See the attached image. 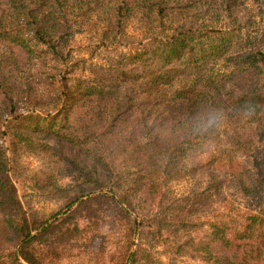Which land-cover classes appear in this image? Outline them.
I'll return each instance as SVG.
<instances>
[{"label": "trees", "instance_id": "trees-1", "mask_svg": "<svg viewBox=\"0 0 264 264\" xmlns=\"http://www.w3.org/2000/svg\"><path fill=\"white\" fill-rule=\"evenodd\" d=\"M245 1L176 0L173 8L170 0H0V238L8 237L12 248L8 261L0 258V264H57L67 253L56 220L47 223L26 214L17 198L9 171L11 158L21 150L56 157L81 171L87 168L83 161L90 163L94 173L97 167L109 180L117 171L108 159L111 151L105 149L116 143L126 150L127 162L141 155L158 171L190 158L194 164L188 172H199L206 186L175 200L184 221L199 207L221 203L229 185L247 193L245 174L260 176L264 168L256 151L264 133V29L246 34L241 16ZM95 7L105 12L104 38H116L129 20L151 28L172 9L179 15L191 12L195 21L158 33L105 66L89 65L87 78L71 83L52 78L48 91L38 94L39 87H33L26 74L45 53L39 48L55 54L56 39L70 29L72 20L84 24ZM73 8L80 9L69 14ZM27 62L30 66L23 69ZM20 103L31 111L20 112ZM245 103L255 105L251 118L239 112ZM209 111L221 114L218 126L192 135L193 118ZM39 133L58 140V148L39 143ZM92 181L101 192L98 179ZM102 198L107 195L93 199ZM108 198L118 207L127 205L121 195ZM255 198L254 207H264V195ZM209 227L213 264H244V251L234 241L241 233L264 237V208L245 214L238 228L223 221ZM138 253L130 245L121 246L108 264L146 263Z\"/></svg>", "mask_w": 264, "mask_h": 264}, {"label": "rangeland", "instance_id": "rangeland-1", "mask_svg": "<svg viewBox=\"0 0 264 264\" xmlns=\"http://www.w3.org/2000/svg\"><path fill=\"white\" fill-rule=\"evenodd\" d=\"M170 1V7L174 8L176 0ZM79 9L73 8L69 14ZM93 10L87 14L89 20L82 25H79L80 19L72 20L70 29L56 39L54 45L58 46L55 54L46 48H39L45 53L34 59L31 67L28 62L24 65L23 69L29 67L27 80L33 87H39L38 94L42 93V89L48 91L52 78L64 79L68 83L77 77L87 78L89 65L105 66L117 59L119 54L131 52L136 46L158 37V33L163 35L173 27L195 21L191 12L179 15L178 10L172 9L160 22L154 21L151 28H144L136 19L129 20L116 38L113 35L104 38L101 35L106 23L104 9L97 10L95 7ZM242 12L246 34L253 35L252 28L264 29V0H246ZM245 16L250 21L248 26ZM18 107L20 112L31 111L25 103H20ZM78 119L80 121L81 117ZM35 138L39 143L58 148V140L51 136L39 133ZM261 138L256 151L259 160H264V133ZM1 143L9 157L8 140L3 137ZM61 145L64 146L63 143ZM110 151L108 159L112 170L117 171L110 176V180L97 167L94 173V166L83 160L87 166L85 171L56 157L28 150H21L11 158L9 176L25 213L34 215L40 221L47 220V223L56 220L57 232L62 233L67 253L57 264H108L109 256L124 245H130L132 250L138 249L139 257H146V263L141 260L136 264H213L216 254L208 248L209 224L223 221L238 228L245 214L264 208L254 207L256 195H264L263 168L260 176L245 174L247 193L229 185L220 196L221 203L199 207L189 221L181 220L175 200L191 190L206 186L199 172L192 175L188 172L194 164L192 159L185 158L179 163L177 159L169 169L158 171L146 164L141 155L127 162L126 150L120 143L114 147L107 146L105 152ZM66 153L81 162L72 148H66ZM246 167L249 169V164L246 163ZM95 177L101 183V192L92 181ZM252 179H257V182ZM224 184L227 185V182ZM100 193L106 194L107 198L93 199ZM120 195L125 197L127 205L123 203L122 207H118L108 198L117 199ZM70 201L72 204L67 207ZM70 211L71 216L67 218L64 214ZM240 236L242 238L235 239L234 243L244 251V256H240L244 264L257 261L262 264L264 248L260 247H264V241L261 242L264 237L259 232L252 235L241 233ZM256 245L257 250L253 248ZM249 249L256 252L249 254ZM11 250L9 238L1 237L0 258L3 261H8L7 254ZM20 264L25 263L20 261Z\"/></svg>", "mask_w": 264, "mask_h": 264}, {"label": "clouds", "instance_id": "clouds-1", "mask_svg": "<svg viewBox=\"0 0 264 264\" xmlns=\"http://www.w3.org/2000/svg\"><path fill=\"white\" fill-rule=\"evenodd\" d=\"M239 112L247 118H251L255 114V105L252 103H245L240 106ZM221 120L219 112L209 111L204 115H198L193 118L191 123V134L200 135L218 126Z\"/></svg>", "mask_w": 264, "mask_h": 264}]
</instances>
